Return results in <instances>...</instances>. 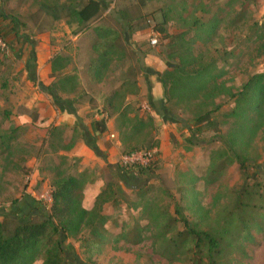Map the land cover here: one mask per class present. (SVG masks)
I'll return each instance as SVG.
<instances>
[{
    "label": "rangeland",
    "instance_id": "rangeland-1",
    "mask_svg": "<svg viewBox=\"0 0 264 264\" xmlns=\"http://www.w3.org/2000/svg\"><path fill=\"white\" fill-rule=\"evenodd\" d=\"M55 1L0 0V136H5L9 125L22 129L10 143L8 155L0 151V222L5 217L12 221L9 226L13 222L43 220L51 204V182L56 170L63 175L80 176L82 207L86 210L118 172L122 183L115 187V198L103 207L108 217V243L88 251L78 239H62L64 264H192L201 257L193 245L177 260L162 256L173 232L165 240L157 239V230L148 226L152 222L140 212L135 188L148 192L147 197H156L155 224L165 222L168 216L179 219L174 214L179 206L183 216L199 231L220 235L231 217L236 221L245 219L254 213L251 207L264 206V124L247 148L241 145L237 149L238 162L227 146L231 129L227 115L233 106L227 96L217 98L214 106H207L204 111H212L211 115L199 123L196 119L201 115V99L175 97L168 103L170 114L177 119L171 122L167 114L156 113L165 108L163 92L160 108L152 111L147 103L151 84L146 85L144 73L134 77L130 69L136 73L138 59L143 71L164 74L178 64L177 56L183 54L179 48L169 46L164 35L184 33L193 21L206 22L218 7L225 8V13L204 54L212 58L216 57L212 52L218 51L227 60V53L246 54L245 45L255 40L252 26L264 23V0H233L229 6V0H99L107 5L106 11L88 25L90 29L104 27L120 32L109 17L117 22V12L133 20V32L125 39L127 58L122 62L119 54L114 56L100 77L87 70L93 57L86 49L90 30L79 31L65 19L55 20L54 11L42 10L44 2ZM172 1L174 12L170 16L175 21L164 23V13ZM239 12L246 16V24L237 32L224 30ZM179 15L189 21L183 23ZM156 27H162L165 33L158 34ZM193 36L191 31L185 39ZM152 37L158 41L155 47L149 45ZM203 43L197 42L193 50H202ZM36 55L44 61L43 82L42 74L36 78V66L31 62ZM57 56L69 58V63L53 74L51 61ZM146 57L154 59L148 67L144 65ZM217 65L221 68L223 64ZM44 69H48L47 73ZM262 73L264 57L245 61L239 72L231 73L235 80L230 86L239 89L249 77ZM69 75H76L78 80L73 94L47 90ZM101 120L105 131L99 133L100 128L94 123ZM78 126L85 129L83 134ZM56 127L61 131L59 137ZM152 143L157 147L147 149ZM134 148L137 150L132 152ZM148 153L151 157L144 161ZM133 157H140L136 160L142 165ZM8 161L11 165L18 163L19 170ZM223 161L227 166L211 181L208 175L212 165ZM143 167L153 170V175L139 174ZM190 190L198 195L196 202L192 201L194 195L187 196ZM254 217L259 223L264 220L262 213H255ZM134 225L151 228L142 235L144 240L139 245H132L123 237ZM260 227H251L248 235L235 243L236 250L227 257L226 264H264V224ZM181 229L178 224L176 231ZM43 249L34 264H41Z\"/></svg>",
    "mask_w": 264,
    "mask_h": 264
},
{
    "label": "trees",
    "instance_id": "trees-1",
    "mask_svg": "<svg viewBox=\"0 0 264 264\" xmlns=\"http://www.w3.org/2000/svg\"><path fill=\"white\" fill-rule=\"evenodd\" d=\"M67 1L60 2L57 0L51 4L50 2H44L41 8L46 13L54 11L53 17L55 20L65 19L67 24L76 25L79 31L90 30L91 37L86 49L93 57H91V61L87 65L88 72H91L95 77H100V72L109 69L112 58L117 56V54L121 56L120 59L124 62L128 56L125 39L133 32V20L126 17L122 12H117V16L120 17V19L116 18L117 22L112 16L109 15V17L117 23L120 32H115L111 28L104 27L90 29L88 25L106 11L107 5L99 0H86L84 2L79 0L77 4H70L73 0ZM231 1L233 2V0H229L226 6L231 5ZM174 4L175 2L172 1L167 6L164 13V23H167L170 19L173 20L171 14L174 12ZM224 13L225 8L218 7L212 17L206 22L193 21L190 24V28L186 29L184 33L175 36L164 35L166 39H169L168 45L173 48H179L183 54L177 56L178 64L169 67V70L164 74L157 75L150 71L148 72L159 79L158 82L163 87V96L165 97L164 110L162 112H160V109L156 110V113L159 116H166L167 114V116L171 117V119L169 118L171 122H176L177 119L170 114L171 111L168 103L172 99H175V97L178 100L185 97L201 99L199 105L201 115H198L196 119L197 123H199L211 115L212 111H204L207 106H214L217 98L227 96L233 104L227 115V119L231 122V129L227 136V146L235 160L239 162L237 149L241 145L243 148H247L263 128L264 73L252 75L236 90L230 86L235 80L231 73L235 71L239 72L242 63L245 61L251 62L264 57V23H255L252 26L255 32V40L250 45L248 43L245 45L247 46L246 54L242 55V53H238L236 56H233L232 53H227L226 56L229 57V60H227L223 54L213 51L212 53L216 57L209 58L204 54L206 52L205 49L211 41V36L217 32L219 28L218 24L222 21ZM178 18L183 23L189 21L184 19L182 15H179ZM245 19L244 13L239 12L225 26L224 30L228 32L239 31L246 24ZM154 31L158 34H163L164 32L162 27H156ZM191 31L194 36L187 41L185 37ZM201 41L204 42L201 47L202 50H193V46ZM219 56L222 57L217 59ZM238 57H240L239 61L233 63ZM170 58L174 59L171 56ZM217 62L223 64L221 68L218 67ZM67 63H69V58L55 57L51 61L52 73L56 74L64 70ZM130 70L134 77L138 73H144L145 71H143V68L138 63V59L136 73L135 69ZM69 85L70 88H67ZM76 86H78L77 76L69 75L62 77L57 83H54L53 87H48L47 90L53 94L60 92L70 95L75 92ZM181 89L186 92H180ZM232 90L234 91L232 92ZM115 96L116 93L110 99V106ZM147 103L152 111L160 108V106H155L150 97H147ZM122 116L125 118V115L122 114ZM138 124L141 125L142 122L139 121ZM94 125L100 128L98 129L99 133L105 131L103 120L96 121ZM6 128L3 133L5 136H0V151L2 152L1 154L8 155L11 149L10 143L15 140L17 134L22 129L14 128L11 125ZM54 129L58 133L57 137H59L61 134L59 127ZM190 144L193 145V142L190 141ZM154 147H157V144L152 143L147 149L150 150ZM136 150L134 148L131 151L134 152ZM8 164L11 167L13 166V169L19 170L17 167L18 163L14 162L11 165V162L8 161ZM226 166L225 161L215 167L213 164L208 175L210 180H216ZM119 171L124 174H133L132 171L129 172V170L125 169H119ZM138 173L152 176L153 170L143 167L139 168ZM118 174V172L115 173V178L104 186L95 198L91 208L86 210L82 207L83 182L80 176H67L56 170L51 182V204L48 214L43 220L37 222L29 220L13 222V225L9 226L12 221L5 217L0 222V264H34L42 248L44 249L41 264H64L65 253L62 247V239H78L88 251H96L107 244L108 229L105 224L108 221V217L104 215L103 207L110 202L112 197L116 196L117 188L115 189V187L118 186L119 182L122 183V176ZM130 187L128 186L127 189L133 190ZM142 190L140 187L134 190L137 192V203L141 214L152 222L148 226L157 230L155 232L157 239L165 240L166 236L173 232V235L167 240V245L164 247L162 253V256L170 261L177 260L178 256L184 254L190 245H193L196 254L201 255V257L192 262V264H226L227 257L231 255L232 251L236 250L235 243L244 237V235H248L251 227L257 226L261 228L260 226L264 224V220L262 223H259L254 217L255 213H262L264 216V206L262 205L251 207L254 213L245 219L240 217L236 221L231 217L227 221V227L222 229L220 235L199 231L195 225L183 216L182 209L179 206L174 211V214L179 219L168 216L164 219L165 222L155 224L158 218L153 216V213L155 212L154 205L157 203V199L154 196L147 197L146 194L148 192ZM162 192L167 194L165 190ZM188 192L187 196L194 195L192 201H197L198 195L195 194V191L190 190ZM178 224L181 225V231H176ZM149 227L134 225L123 237H126L128 243L139 245L144 240L142 235L148 230L151 231Z\"/></svg>",
    "mask_w": 264,
    "mask_h": 264
},
{
    "label": "crops",
    "instance_id": "crops-1",
    "mask_svg": "<svg viewBox=\"0 0 264 264\" xmlns=\"http://www.w3.org/2000/svg\"><path fill=\"white\" fill-rule=\"evenodd\" d=\"M153 60L154 59L146 57L145 61H144V65L148 67L149 64H151V62H153ZM32 62L34 63L33 67L36 66V69H35L36 70V78H38L39 76L41 77V74H42L41 81L43 82L44 80H46V77H43V72L41 71V68L44 66V64H43L44 61L42 60L41 55H36V57L34 56ZM32 69H34V68H32ZM48 69H44L43 70L44 73L45 72L47 73ZM26 71H27V69H26ZM49 71H50V69L48 70V72ZM148 71H149V69H146L144 71V81H146V85H147V82H149L151 84V89L149 90L148 97H150L152 99L155 106H158V105L160 106L162 103V92H163L162 91V85L156 80V76H154L153 74H150V72H148ZM156 71L158 73H160L159 69H156ZM77 128H78L79 132H81V134H83L82 132H84L85 129H83L81 126H78Z\"/></svg>",
    "mask_w": 264,
    "mask_h": 264
},
{
    "label": "built area",
    "instance_id": "built-area-1",
    "mask_svg": "<svg viewBox=\"0 0 264 264\" xmlns=\"http://www.w3.org/2000/svg\"><path fill=\"white\" fill-rule=\"evenodd\" d=\"M156 43H157V39H156V37H152V38L150 39V41H149V45H150L151 47L155 46ZM150 157H151V155H150V153H148V154L146 155L144 161H148V159H149ZM136 158L140 159V157H136ZM136 158L133 157V160H136ZM135 162H139V164L142 165V161H140V160H139V161L136 160Z\"/></svg>",
    "mask_w": 264,
    "mask_h": 264
}]
</instances>
